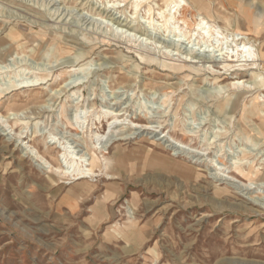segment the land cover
I'll return each instance as SVG.
<instances>
[{
  "label": "rangeland",
  "instance_id": "obj_1",
  "mask_svg": "<svg viewBox=\"0 0 264 264\" xmlns=\"http://www.w3.org/2000/svg\"><path fill=\"white\" fill-rule=\"evenodd\" d=\"M118 1L0 0V44L27 40L0 60V264H264V0L198 1L251 39L255 69L228 71L141 35L153 0L102 14ZM230 70L248 87L235 106Z\"/></svg>",
  "mask_w": 264,
  "mask_h": 264
},
{
  "label": "bare ground",
  "instance_id": "obj_2",
  "mask_svg": "<svg viewBox=\"0 0 264 264\" xmlns=\"http://www.w3.org/2000/svg\"><path fill=\"white\" fill-rule=\"evenodd\" d=\"M127 1L128 0H121L120 2L118 1L119 3L117 2L116 4L114 3L111 4V6L107 5L105 6V8L101 9L100 11H102V14H104L105 16L113 18L115 15L114 13L117 12V10H121V8H125V6L128 3ZM198 1L199 0H191L190 2L182 1V0H161L160 3L158 2L156 3L155 0H153L152 2H154V8L147 6L148 8H147V11H145L146 12V14H144L145 16L142 17L141 20L137 19L136 25H138L140 29L142 30L141 35H144V33L148 29L153 30L154 28H159V29L162 28L166 33L167 32L172 33L173 37L176 39L172 41L174 46H178L179 44H182L184 41H187L188 44L193 43L195 46H198L199 49L204 47L202 50V54L200 53L201 51L199 50L195 51V50L190 49V51H187L186 56H185V62L187 60L189 63L195 64L196 59L201 61L203 58L207 62L213 65H217L218 63H222V64L224 63L225 65H223L222 67L224 68L225 71H228L229 69H231L230 64L235 63V65L242 67L250 63L252 65V68H250V70H254L255 68L253 66L255 65L254 63L255 56L253 54V51H251L252 45L250 47L251 39H243V38L237 39L235 35H238V34L228 33L225 30H222L221 32H219V30H217L218 27L212 24H209V22L205 20V15L201 12L203 11L202 5H200V2ZM139 3H140L139 1L138 3H135V4L133 3L134 13L137 12V9L140 6ZM141 10L142 9H140V11ZM188 13L191 14L190 20L186 17ZM131 19H134V18H131ZM115 21L116 22L118 21L117 23H119V19L118 20L116 19ZM155 22H156V25H154ZM131 25H132L131 22H129L128 24H125V26H129V27ZM181 27L183 28L181 29ZM129 29H127V31ZM127 31H124V33H127ZM260 31L264 32V29H258L257 33L255 31L253 32L254 34L257 35ZM21 37L22 35L19 32L11 33L10 35L7 36V38H5L1 42L0 48L8 46L7 47L8 50L5 52L0 51V60L5 61V58L7 56H10L13 51H16L17 49L23 48V46H25V43H22L21 41L22 40L27 41V40H25V37L23 38ZM229 38H231V41H229ZM33 42L35 44V51L32 53V57L36 58L41 53L43 46L46 43L45 41H43L42 43L40 40H34ZM229 42L232 43L234 47V51L232 49L231 54L229 52H223L224 44H228ZM240 45L242 46L240 47ZM175 51L177 52L178 50L176 49ZM257 53L258 55L256 54V62L264 63V45L259 46ZM57 54L59 55L60 52H58ZM188 57H190V60H188L189 59ZM262 67H264V65H262ZM230 71L231 72L229 75L232 78H235V80L232 79L230 81L229 87L234 91L238 89L239 90L242 89L243 91L241 94H238L235 96V99L232 102V106H235V104L240 102V97L243 96L244 93L248 92L246 90L248 87H247L246 82L236 78L237 72H239V70H234V71L230 70ZM256 75L257 77H260V75L258 74ZM257 85L259 87H263L264 81L261 83H257ZM223 106H224V103L221 100H219L217 104L218 111L222 110ZM253 107L254 109L252 111L258 113L260 109L258 108V104L254 105L253 103ZM134 129L138 130V128H134ZM258 129L260 131V135L262 136V138H264V126L261 125L259 126ZM145 130L149 131L148 128L143 129V131ZM95 162H98V160L90 156L89 159L86 160L85 167H87V169L79 171L77 174L73 175V177L70 179L73 182H78V180H84L90 176H93L95 172L94 171L95 167H93ZM86 173L88 175H86ZM250 175L251 174L247 175V177L250 178L249 177Z\"/></svg>",
  "mask_w": 264,
  "mask_h": 264
}]
</instances>
